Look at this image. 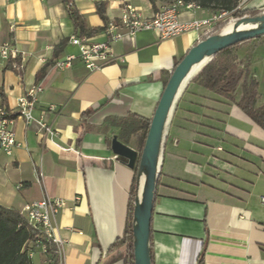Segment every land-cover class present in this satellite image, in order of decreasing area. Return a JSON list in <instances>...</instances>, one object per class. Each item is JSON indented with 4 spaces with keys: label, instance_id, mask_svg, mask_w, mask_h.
Instances as JSON below:
<instances>
[{
    "label": "crops",
    "instance_id": "0c3cea01",
    "mask_svg": "<svg viewBox=\"0 0 264 264\" xmlns=\"http://www.w3.org/2000/svg\"><path fill=\"white\" fill-rule=\"evenodd\" d=\"M101 1L109 22L119 20L125 4L146 18L164 6L154 9L149 0H73L86 25L101 30L89 37L99 43L106 40L96 13ZM244 9L262 13L264 0H247ZM213 15L183 10L180 20ZM74 36L79 34L64 0H0V47L10 42L26 59L18 73L0 56V105L15 108L27 89L40 84L36 116L50 106L62 110L46 117L57 132L48 141L36 125L16 122L21 147L12 157L0 152V206L21 211L45 197L61 199L65 206L57 222L66 240L65 264H125L126 247L115 245L125 233L134 170L109 146L120 132L113 121L151 122L165 83L204 31L172 40L153 32L126 38L112 46L117 62L93 73L80 60L66 69L55 66L79 55L70 42ZM236 54L239 62H251L261 107L264 39L238 47ZM205 66L181 88L166 125L151 227L153 264H264V129L236 103L194 82ZM240 95L239 90L237 100ZM32 264L49 261L36 252Z\"/></svg>",
    "mask_w": 264,
    "mask_h": 264
},
{
    "label": "built area",
    "instance_id": "2783aa9c",
    "mask_svg": "<svg viewBox=\"0 0 264 264\" xmlns=\"http://www.w3.org/2000/svg\"><path fill=\"white\" fill-rule=\"evenodd\" d=\"M200 9L195 3H187L183 0L171 2L162 6L152 17H144L140 11L132 5L125 4L118 21L109 22L102 34L105 42H94L89 37L74 36L71 44L78 48L79 55H68L56 62L58 69L70 68L76 60H80L90 73L100 71L104 67L117 62L112 46L126 38H135L142 32H153L160 40H172L191 31H204V36L212 33L216 26L234 21L237 11H244L243 5H239L232 12H220L212 18L202 21L182 22L180 14L183 10ZM1 58L10 64L15 72L25 69L26 59L15 45L10 42L0 47ZM44 90L40 84H35L26 90L18 99L15 108L0 105V152L8 157L13 156L15 148L21 147L14 131L18 120L24 121L26 127L36 125L38 134L44 141L54 137L57 132L53 125L47 122V115L54 113L59 116L62 110L56 106H50L42 110L36 116V110L40 97ZM39 182L44 179L41 171L36 172ZM264 205V197L261 198ZM65 202L61 199L45 197L41 201L25 205L20 211L24 216L28 227L37 233L36 239L28 246V256L32 261L35 253L39 252L47 257L49 264H65L66 240L59 231L57 217Z\"/></svg>",
    "mask_w": 264,
    "mask_h": 264
},
{
    "label": "trees",
    "instance_id": "16d2710c",
    "mask_svg": "<svg viewBox=\"0 0 264 264\" xmlns=\"http://www.w3.org/2000/svg\"><path fill=\"white\" fill-rule=\"evenodd\" d=\"M178 0H149L152 7L157 9V4L167 5ZM187 3H195L200 9L208 10L214 14L226 11H234L241 3V0H183ZM69 6V14L74 23L75 29L81 37H92L97 34L98 29L89 28L86 25L84 17L74 7L73 0H64ZM96 13L103 20L105 26L109 23L107 18V3L97 2ZM261 15L257 10L237 11L234 15V21H238L245 17H257ZM229 26V23H223L215 27L208 37L220 34L223 29ZM264 37L257 38L230 49L224 50L216 55L211 62L201 71L194 80L197 84L216 95L236 103L250 119L259 127L264 129V104L257 107L259 99V82L255 78L251 70V62H239L236 50L238 47L259 41ZM168 82L165 83V87ZM240 90V98L236 96ZM120 129L118 133L122 143L129 145L132 138H136L137 150L142 153L151 122L140 118L132 117L128 119H119L113 121ZM111 147V141L108 142ZM141 179L138 170L134 171V179L130 190V199L128 204L127 224L123 238L118 241L115 246L123 245L126 247L125 264H135L134 261V210L136 200L141 194ZM158 184V181H157ZM157 185L155 190L154 205L157 196ZM37 233L28 227L26 220L20 211L6 209L0 206V264H32L28 256V246L36 239ZM264 252V247H262ZM152 255V250H151ZM153 264V256H152Z\"/></svg>",
    "mask_w": 264,
    "mask_h": 264
},
{
    "label": "water",
    "instance_id": "95a60500",
    "mask_svg": "<svg viewBox=\"0 0 264 264\" xmlns=\"http://www.w3.org/2000/svg\"><path fill=\"white\" fill-rule=\"evenodd\" d=\"M261 37H264V11L257 17L234 21L230 31L221 32L199 42L174 69L151 119L142 153L122 143L118 136L113 137L111 150L114 155L125 160L129 169H137L139 177L144 178L133 215L135 264H152L150 240L160 155L166 125L181 88L197 67L207 65L222 51Z\"/></svg>",
    "mask_w": 264,
    "mask_h": 264
},
{
    "label": "rangeland",
    "instance_id": "374dc122",
    "mask_svg": "<svg viewBox=\"0 0 264 264\" xmlns=\"http://www.w3.org/2000/svg\"><path fill=\"white\" fill-rule=\"evenodd\" d=\"M246 4H247V0H241V3H240V5H243V9L246 7ZM234 19V18H233ZM231 23L229 24V26H227L226 28H225V30L223 31H221V32H225V31H230L231 30V28H232V26H233V24H234V21L232 22V21H230ZM113 139V138H112ZM118 139H119V137H118ZM120 140V139H119ZM121 141V140H120ZM122 142V141H121ZM136 142H137V140H136V138L134 137V138H132V140H131V142H130V144H131V146L134 148V150L136 149L137 150V145H136ZM138 151V150H137ZM139 152V151H138ZM143 182H144V178H142L141 179V184L143 185Z\"/></svg>",
    "mask_w": 264,
    "mask_h": 264
}]
</instances>
